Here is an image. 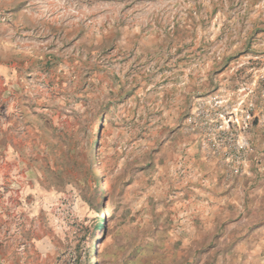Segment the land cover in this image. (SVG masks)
Listing matches in <instances>:
<instances>
[{
    "label": "rangeland",
    "instance_id": "obj_1",
    "mask_svg": "<svg viewBox=\"0 0 264 264\" xmlns=\"http://www.w3.org/2000/svg\"><path fill=\"white\" fill-rule=\"evenodd\" d=\"M93 256L264 264V0H0V264Z\"/></svg>",
    "mask_w": 264,
    "mask_h": 264
},
{
    "label": "trees",
    "instance_id": "obj_2",
    "mask_svg": "<svg viewBox=\"0 0 264 264\" xmlns=\"http://www.w3.org/2000/svg\"><path fill=\"white\" fill-rule=\"evenodd\" d=\"M80 153L77 154V155H73V156H70L69 153L66 155L67 156V159L69 158H72L70 161H66V162H63L60 166V169L59 171L57 172V178L58 180H60L58 183L59 185H61V187L64 186V182L66 179H63V175L65 174V172H69V173H72V172H77L74 176L75 178L78 176V173H79V169L81 168V165H80ZM82 164V163H81ZM83 165V164H82ZM98 171H94V174H95V177L96 179L97 178H100V176L98 175L97 173ZM67 182H71L69 179H67ZM112 188V185H110V187L108 189H111ZM105 219H103L104 221ZM99 227H104V225H98V228Z\"/></svg>",
    "mask_w": 264,
    "mask_h": 264
},
{
    "label": "bare ground",
    "instance_id": "obj_3",
    "mask_svg": "<svg viewBox=\"0 0 264 264\" xmlns=\"http://www.w3.org/2000/svg\"><path fill=\"white\" fill-rule=\"evenodd\" d=\"M98 172V175L100 176V178H102L103 176H104V169H103V167H101V166H99V168H98V170H97ZM104 185L102 186V188H101V190L102 191H105L108 187H109V185L111 184V180H110V178H108V177H104ZM104 204V202H102V205ZM103 215H105L104 214V211H103ZM95 256V255H94ZM93 256V257H94ZM96 262H97V260H96V257H94V259H93V264H96Z\"/></svg>",
    "mask_w": 264,
    "mask_h": 264
},
{
    "label": "crops",
    "instance_id": "obj_4",
    "mask_svg": "<svg viewBox=\"0 0 264 264\" xmlns=\"http://www.w3.org/2000/svg\"><path fill=\"white\" fill-rule=\"evenodd\" d=\"M244 178H245V177H244ZM209 180L211 181V179H210V178H209ZM238 186H239V189H238L239 191H242V190L246 191V188H247V187H245V185H244V187H241V184L239 183V185H238ZM229 191H230V189H229ZM244 191H243V193H244ZM212 192H214V191H212ZM221 199H223V197H222ZM241 225L243 226V225H244V223H243V224H241ZM238 229H239V228H238Z\"/></svg>",
    "mask_w": 264,
    "mask_h": 264
}]
</instances>
